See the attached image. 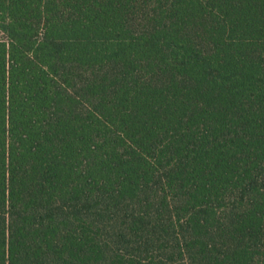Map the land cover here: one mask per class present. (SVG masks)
Instances as JSON below:
<instances>
[{"label": "trees", "instance_id": "trees-1", "mask_svg": "<svg viewBox=\"0 0 264 264\" xmlns=\"http://www.w3.org/2000/svg\"><path fill=\"white\" fill-rule=\"evenodd\" d=\"M0 264H264V0H0Z\"/></svg>", "mask_w": 264, "mask_h": 264}]
</instances>
